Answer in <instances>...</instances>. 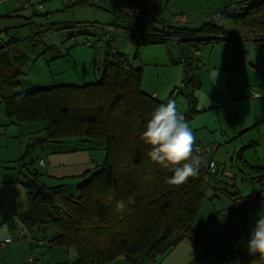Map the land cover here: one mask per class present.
Listing matches in <instances>:
<instances>
[{
    "label": "rangeland",
    "instance_id": "1",
    "mask_svg": "<svg viewBox=\"0 0 264 264\" xmlns=\"http://www.w3.org/2000/svg\"><path fill=\"white\" fill-rule=\"evenodd\" d=\"M131 1L139 0H88V4L81 6L75 5L74 0H29L31 4H41L43 10L33 14L30 8H20L17 10L19 21L9 22L17 25L10 28V36L18 41V51L33 59L31 66L21 65L25 74L22 86L28 82L34 89L40 87L35 82L48 86L71 84L77 79L83 83L97 81V69L102 65L107 48L110 53H124L133 68H142L143 92L157 95L160 101H176L178 111L184 113L183 89L180 88L183 63L191 64L189 74H195L200 82L193 95L195 106L201 111L186 122L202 147L211 149L216 145L206 158L213 159L219 173L224 170L236 175L235 182L232 177L223 179L218 175L217 178L226 182V185L220 184L221 189H238L242 196L255 192L256 196L236 199L235 208L222 191L209 189L194 221L198 230L208 237L204 245L181 240L144 264H264L258 256L252 255L249 260L246 253L255 223L264 213V186L262 182L251 181L236 155L240 150L248 164L264 167V100L253 96L258 88L264 90V51L254 46L255 42L244 28L228 18L222 24L230 39L199 45L197 52L194 41L178 42L170 36L157 43H133V38L158 34L153 32V27L192 28L208 20L217 10L225 8L230 14L242 0H151L159 11L153 19L145 17L143 12H121L119 7L138 6V2L132 4ZM7 3L13 8L9 1ZM109 25L113 28H108ZM96 27H105L107 32H98ZM32 38L43 46L34 47L35 55L30 49ZM55 55L58 57L49 59ZM207 95L209 103L204 99ZM2 107L1 104L0 111ZM32 125L40 129L43 123ZM41 135L43 131L19 132L16 125H10L7 131L0 130V212L9 204L17 210L28 205L27 194L19 182L26 179L25 167L39 171L40 180L47 186L67 183L74 191L75 184L82 181L81 174L93 170L96 163L104 159L102 141L75 138L59 144L48 142L34 146L32 157L20 158L33 138ZM31 158L35 161L29 163ZM39 158L45 161V167L38 165ZM51 231L49 229L48 234ZM73 253V249L56 247L45 251L43 259L34 257L43 264H51L50 259L62 263ZM20 264H28V259Z\"/></svg>",
    "mask_w": 264,
    "mask_h": 264
},
{
    "label": "trees",
    "instance_id": "2",
    "mask_svg": "<svg viewBox=\"0 0 264 264\" xmlns=\"http://www.w3.org/2000/svg\"><path fill=\"white\" fill-rule=\"evenodd\" d=\"M88 3L74 0L75 5ZM146 5L135 13L147 16ZM226 18L244 28L256 48L264 51V0H242L230 14L225 8L217 10L197 27H153L158 34L133 38V43H157L170 36L178 42L194 41L197 52L199 45L227 39L222 24ZM110 25L108 28H113ZM95 30L107 32L105 27ZM161 36L164 38L158 39ZM13 43L0 42V103L4 115L19 124L43 123L36 130L43 131V135L34 137L20 158L32 157L34 146L48 142L59 144L75 138L104 143V159L93 170L81 174L82 181L75 184L74 191L67 183L47 186L40 180L39 171L24 166L27 175L23 173L26 179L20 183L28 205L19 219L29 230L45 235L47 248L73 249L74 261L68 264H108L118 257H123L126 264H144L181 240L203 246L208 237L194 221L209 189L222 191L235 208L236 199L256 196L255 192L241 196L239 190L221 189L220 184L226 182L217 178V168L214 172L207 170L206 157L198 175L187 183L179 186L167 183L173 171L151 161L148 156L151 146L144 142L142 133L151 113L168 102L141 90L142 68H133L124 53L104 49L97 81L24 89L21 84L24 71L11 54ZM31 45L43 47L36 38H32ZM55 57L58 56L49 59ZM190 65L183 63L180 86L187 105L183 113L186 120L198 112L193 91L200 82L195 74H189ZM236 155L242 169L252 175L251 181L262 182L264 186V168L248 165L240 150ZM130 197L135 202L123 212L117 211V201L127 203ZM49 229L52 231L48 234ZM246 253L251 260L252 255Z\"/></svg>",
    "mask_w": 264,
    "mask_h": 264
},
{
    "label": "clouds",
    "instance_id": "3",
    "mask_svg": "<svg viewBox=\"0 0 264 264\" xmlns=\"http://www.w3.org/2000/svg\"><path fill=\"white\" fill-rule=\"evenodd\" d=\"M216 76L217 70L214 80ZM253 96L257 100H264V90L258 88ZM204 99L209 103L208 95ZM142 139L151 146L148 152L151 161L173 171V175L167 180L168 184L183 185L189 178L198 175L203 162L202 150L197 146L196 136L185 116L178 111L174 100L159 105L151 113ZM134 202L133 197H130L127 203L119 200L116 209L123 212L128 204ZM247 248L250 255L264 260V213L260 214L255 223Z\"/></svg>",
    "mask_w": 264,
    "mask_h": 264
},
{
    "label": "crops",
    "instance_id": "4",
    "mask_svg": "<svg viewBox=\"0 0 264 264\" xmlns=\"http://www.w3.org/2000/svg\"><path fill=\"white\" fill-rule=\"evenodd\" d=\"M1 1L2 0H0V32H3V35L1 37V41H2V43H5V42L7 43L8 40L14 41V43L10 45V46H12L10 48L12 50L11 54H12L14 60L18 64H21L23 66H29L30 62L31 61L33 62V59H30L29 55H27L25 52H19L18 51L19 47L17 46V44H18L17 42L18 41L17 40L15 41V39L10 36V28L11 27H15L17 25H15L13 23H9V22H11L13 20H15V21L18 20L19 21L20 15L17 12V10L22 8V7L15 6L12 3V0H7V2L9 1L10 4H12L13 8H10L8 6L7 2H1ZM27 1H29V0H27ZM139 1H131V2H132V4L138 2L136 4V6L138 5L137 6L138 8L142 7L143 5H145L147 3V5L144 7V12L146 11V13L150 12V11H153V12H155L157 14V12H159L157 10L158 8L155 7V5L151 2V0H144L143 4L141 3L142 0H139ZM36 2H39V1H36ZM140 3H141V5H140ZM223 22L224 21H222V23ZM11 24H13V25H11ZM6 35L8 37H6V39H5ZM226 38L230 39L228 36H226ZM250 39H252V38H250ZM254 46L256 47L255 44H254ZM30 49L32 50V53L34 54L35 53L34 50H33L34 47L32 45H31ZM240 58L241 57L238 56L237 60L240 61ZM35 83L36 84L38 83L39 86H42L41 85L42 83H40V82H35ZM59 84H64V83H59ZM74 84H83V81L81 79H77V81ZM22 88L32 89V85H31V83L27 82L26 85L24 84L22 86ZM155 97L158 99L157 95H155ZM169 100L170 99H166V100H162V101H167L168 102ZM184 102H185V99H184ZM0 105H1V103H0ZM184 106L186 108L184 110V112H186V110H187L186 103H185ZM198 111L200 112L201 110H198ZM3 115H4V110H3V107H2V111H0V127H1V129L3 131H7L8 128L10 127V125H12V126L16 125L18 127L19 132L23 131L25 133H33V132H36V130H37V128L33 127V125H31V124H24V123L19 124V123L15 122V121H13L11 119L10 120L7 119L5 117V115L4 116ZM7 125H9V126L7 127ZM27 126H28V128L23 129V127H27ZM196 143L201 145V143L198 140H196ZM40 159L43 160L42 158H39L38 160H40ZM38 165L41 166L39 163H38ZM248 165H250V164H248ZM45 166H46V163L43 160V167H45ZM256 167H260V166H256ZM262 168H264V167H262ZM217 171H218L217 176L221 174L220 177L222 176V178H228V179H232L233 178V180L235 182V178L234 177H236V175H230L229 173H227L224 170L219 173V169L218 168H217ZM249 175H250V178H251L252 175L251 174H249ZM19 182H21V180ZM234 187H236L235 189H237V186L235 184H234ZM242 195L243 194H241V196ZM26 209H27V206H25V208H23V209H18L17 210V209H15L14 206L9 204L8 208L5 209V207H4V209L1 210V212H0V240H3L4 238H6L8 236H11V235H13L11 237L17 236V231L18 230H23L24 235H25V237H23V238L21 237V238L14 239L13 242H11L9 244H5L4 246L0 247V264H20L22 262V260H24V259L27 260L30 254H33L34 256L40 257V259H43L45 251H47L48 249H52V248H47L46 245H38L37 243H35L36 240L44 239L45 235H42L41 232H38L35 229L29 230L27 227H25L21 223V220L19 219V216L23 212H26ZM249 214H248V216H249ZM26 237H30L33 240V242H28ZM69 250H72V249H69ZM123 260H124L123 257H118V258H116L115 260H113L112 262H110L108 264H114L117 261H123ZM72 261H74V253H73L72 257L66 259V261H64L62 263H56L55 261L50 259L51 264H68V263H71ZM239 264H240V262H239Z\"/></svg>",
    "mask_w": 264,
    "mask_h": 264
},
{
    "label": "built area",
    "instance_id": "5",
    "mask_svg": "<svg viewBox=\"0 0 264 264\" xmlns=\"http://www.w3.org/2000/svg\"><path fill=\"white\" fill-rule=\"evenodd\" d=\"M12 3L15 6H17V7L19 6V7H22V8H30V9H32V13L33 14L43 10V7H42L41 4H38V3L37 4H31L27 0H12ZM119 9H120L121 12L135 13V12L138 11L139 8L131 5V7H129V8L119 7ZM146 17L154 18V17H156V13L153 12V11H150V12L147 13ZM2 35H3V32H0V42H1ZM181 114H183V113H181ZM199 148L202 150L201 154L205 158L207 153L211 149H215L216 148V145L211 146V149H209L208 147H202V146H200ZM38 163L41 166H43V160H41V159L38 160ZM214 165H215V163L213 162V159H208L207 158L206 168H207V170L209 172H214V170H215V166ZM21 237L22 238L25 237L24 232H23V230H18L17 231V236H14V237L8 236V237L4 238L0 242V247L4 246L5 244H9V243L13 242L14 239L21 238ZM26 239L28 240V242H33V240L30 237H26ZM35 243H37L38 245H47L46 244L47 241L45 239L36 240ZM28 264H43V262L40 259H36L33 254H30L29 257H28Z\"/></svg>",
    "mask_w": 264,
    "mask_h": 264
}]
</instances>
